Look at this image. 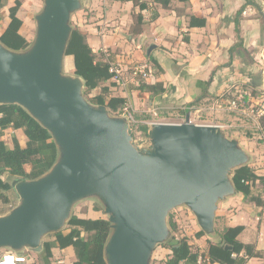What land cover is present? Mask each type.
Returning a JSON list of instances; mask_svg holds the SVG:
<instances>
[{"label": "water", "instance_id": "water-1", "mask_svg": "<svg viewBox=\"0 0 264 264\" xmlns=\"http://www.w3.org/2000/svg\"><path fill=\"white\" fill-rule=\"evenodd\" d=\"M82 0H43L23 49L0 40V105L22 107L56 147L47 171L11 181L17 201L0 213V250L41 252L75 205L95 199L108 216L105 264H150L173 238L168 215L185 207L215 236L218 203L237 193L234 170L251 156L222 126L151 122L135 138L128 117L84 96L85 80L64 70L72 16ZM153 48L147 49V54Z\"/></svg>", "mask_w": 264, "mask_h": 264}, {"label": "crops", "instance_id": "crops-1", "mask_svg": "<svg viewBox=\"0 0 264 264\" xmlns=\"http://www.w3.org/2000/svg\"><path fill=\"white\" fill-rule=\"evenodd\" d=\"M254 1L248 0L246 3L245 0H171L168 8L156 6L158 16L155 19L150 18V10L141 11L144 22L140 32L132 34L129 31L126 40L119 32L121 26L118 21L124 17L128 18L130 13L132 18V13L139 11L131 1L88 0L85 4L82 2L85 5L82 12L90 8V11H93L92 18L98 20L96 24L99 26L94 27L93 24L86 23L84 25L81 18L74 19V16L71 23L73 22V27L86 36L93 52L98 55L97 58H104L102 49L108 48L109 59L120 65L126 77L124 85L115 83L111 89L116 91L119 88V96L126 98V107L123 111L128 109L139 115L140 121L148 126L154 119H148L147 113L156 115L159 109L165 112V109L177 107L184 112L190 103L195 102L188 108L192 117V112L196 113L202 108L208 109V102L207 104L203 102L208 101L209 97L229 93L233 90L234 82L244 81V78H241L243 76L240 66L242 55L240 56L237 51L234 55L231 48L235 41L234 31L238 32L236 22L237 27L239 26V20L235 17L239 15L242 18L241 28L244 27L243 23L250 21L251 15L256 13ZM191 15L205 18V24L189 26L188 21ZM98 16L104 19L99 20ZM128 19L127 29L129 30L133 21ZM252 20L254 26V19ZM111 24L113 29H109L107 34L105 30ZM151 45L153 48L147 54V49ZM123 53L131 54L132 59H124ZM136 61L146 62L152 69L153 76L147 80H132L127 68ZM143 81L149 84L160 83L165 91L155 93L139 89L138 85ZM260 111L262 110L259 109L258 112ZM124 112L127 113V111ZM262 133L264 135V131ZM260 145L261 152L257 162L253 161L254 156L248 149L243 147L251 156L248 165L264 178L262 141ZM255 184L261 187L259 197L264 199V181L257 180ZM218 224L221 230L229 226L242 225L244 228L238 235V239L243 243L254 244L260 253L258 256L247 259L245 264H264V206L256 205L248 200V197L236 193L218 203L215 227ZM164 251L166 256L170 252L168 248Z\"/></svg>", "mask_w": 264, "mask_h": 264}, {"label": "trees", "instance_id": "trees-1", "mask_svg": "<svg viewBox=\"0 0 264 264\" xmlns=\"http://www.w3.org/2000/svg\"><path fill=\"white\" fill-rule=\"evenodd\" d=\"M131 1L138 12L132 13V24L130 32L137 34L141 30L144 22L143 10H150V18L155 19L158 16L157 7L168 8L171 0H114ZM184 1V0H180ZM6 0H0V19L2 17V8ZM22 5V0H13V4L8 7V22L0 34V40L11 49H23L29 42L20 33L22 20L18 16V10ZM154 6V7H153ZM134 23V24H133ZM205 18L191 15L189 17V26H203ZM238 23L236 22V29ZM67 56L73 60L74 73L85 80L84 95H88L92 90L99 88L100 92L88 99L97 104H105L110 112L116 114L123 111L126 107V98L119 95H110V89L115 85L109 72L110 60L97 58L92 47L86 40V36L77 28H74L66 51ZM139 89L162 93L165 91L162 84H149L140 82ZM192 102L188 105H193ZM186 108L184 112H188ZM258 122L262 131H264V112L259 115ZM21 129L26 137L25 143L21 145L16 137L12 139V145L9 146L3 140H0V201L9 203L10 197L6 191L11 190V181L4 179L3 174L11 178H35L49 169L56 157V147L46 129L41 127L22 107L16 104L0 105V136L4 130ZM139 133L146 131L144 124L137 125L134 128ZM25 164H30L31 168L27 172ZM232 180L237 193L248 197V200L256 205L264 206V199L258 195L252 194V189L256 181L263 182L264 178L255 172L251 166L244 165L234 170ZM245 181L252 182L251 184ZM176 219H169L170 228L176 230ZM67 231L52 234L53 240H45L41 251L42 264H50L52 248L61 249L72 247L75 254V260L72 264H105L102 250L109 232L108 218L77 217L72 215L67 225ZM242 225L229 226L217 232V240L208 239L207 247L202 252L194 250L185 237L177 238L174 236L170 242L163 244L170 252L167 254L164 264H196L200 255L205 263L218 264H245L247 259L258 256L260 253L255 245L243 243L238 239V235L243 230ZM197 236L205 235L198 230Z\"/></svg>", "mask_w": 264, "mask_h": 264}, {"label": "rangeland", "instance_id": "rangeland-1", "mask_svg": "<svg viewBox=\"0 0 264 264\" xmlns=\"http://www.w3.org/2000/svg\"><path fill=\"white\" fill-rule=\"evenodd\" d=\"M87 1L88 0H83L82 2L85 4L87 3ZM247 1L248 0H245L246 3ZM254 3V5H256V13H253V15H251V18H249L250 21L248 20L249 23L247 21L243 23L244 27L241 28L240 21L242 20V18H240L239 15H236L235 19L239 20V26L238 32L236 30L234 31L235 41L234 45L231 48L234 55L236 51L240 54V56L242 55V62H240V66L242 68L243 76L241 78H244V81L239 80L234 82V85L232 87L233 90L229 93L225 92L222 96H215L211 98L209 97L208 101L203 102L206 104L208 102V109L202 108L196 113L191 111L192 117L190 118L194 120L192 121L194 123L201 122L222 125L228 136H237L239 138L242 146L248 149V151L254 156L253 161L257 162V158L259 157V154L261 152V137L263 136L258 122V110L264 109V0H255ZM12 4L13 0H6L5 6L1 10L2 17L0 19V34L9 20L8 7ZM42 4L43 0H22V5L18 10V16L22 20L20 33L28 40V42H30L34 37V15L39 11ZM84 4L80 10L73 14V16L75 17L74 19L79 17L83 20L82 22L84 25L85 23L93 24L94 27H96L98 25L96 24L98 20H94L92 18L93 11H90L91 9L89 8L85 9V12H82L85 6ZM98 17L99 20L104 19V17ZM128 18L132 19L131 13L129 14ZM128 18L124 17L118 21V24L121 26L119 32L122 38L125 40L128 39V34L130 31V29H127L129 20ZM252 19H254V26L252 25ZM109 29H113L112 24L110 26H107V30L105 31L107 32ZM107 34H109V32H107ZM95 56L97 57L98 55ZM123 58L127 60L132 59L131 54L128 53H123ZM114 60L116 59L114 58ZM64 70L68 73H74L73 60L71 56H66L64 60ZM244 91L246 93H243ZM99 92L100 89L96 88L92 90L87 96H84L86 98H89ZM119 92V88L116 91L114 89H110V95H119ZM240 94L245 96L244 101L246 100V102H240L238 107L231 108L229 102L232 100H237V97ZM159 110L156 115L152 113H150L151 115H148L147 113V116H149L148 119H154L153 122H183L186 115V112H183V110L179 107L167 110L165 109V112L162 111V109ZM124 111H127V113L129 111L132 115L134 120L131 121L130 124L133 129L135 138H139L142 133H139L134 128L137 125L143 124L140 121L141 118L139 117V115L132 113L128 109ZM13 137H16L22 145L25 143L23 141H25L26 137L23 135L22 131H16L12 128L4 130L3 135L0 136V140H3L9 146H11ZM250 142H252V145H250ZM24 168L28 172L31 168V165L25 164ZM3 178L9 181L13 180V178L8 176L7 174H3ZM260 190L261 187L258 184H254L252 190L253 196H259L261 194ZM5 193H7L10 197V202L3 203L0 201V213L8 210L17 201V195L13 188L9 191H6ZM72 215L83 218H87L88 216L108 218V216L103 212V207L95 199H86L77 203L73 209ZM173 218L177 220L176 230H172L173 237H185L194 250L202 252L207 247L208 238H211L212 240H217L218 238V235H203L198 237L196 232L199 230V227L196 224L193 215L189 213L185 207L170 212L168 215V222L169 219L172 220ZM215 228L217 232L221 231V226L219 224ZM62 230L67 231L68 228L64 227ZM53 239L54 236L52 234H47L44 237V241ZM164 249L167 248L164 247L163 244L156 247L151 256L150 264H164V261L166 259ZM3 251L4 249L0 250V254ZM26 251L30 255V258H32L33 260L32 264H42L41 252L37 253L31 250ZM58 258L64 259L67 264H72L76 257L72 247H69L65 250L54 247L52 248L50 264Z\"/></svg>", "mask_w": 264, "mask_h": 264}, {"label": "built area", "instance_id": "built-area-1", "mask_svg": "<svg viewBox=\"0 0 264 264\" xmlns=\"http://www.w3.org/2000/svg\"><path fill=\"white\" fill-rule=\"evenodd\" d=\"M102 52L104 54V58L105 59H109L110 57V52L107 48H103ZM109 72L112 74L111 79L119 85H124L126 82V77L123 75V69L120 67V65L118 63H115L113 61L110 60L109 62ZM127 72H129L130 78L132 80H147L149 78H151L153 75V71L150 68V66L144 62V61H136L134 63H132L130 65V67L127 68ZM246 93V92H243ZM245 96H243L242 94L238 95L237 100H232L229 102L230 107L231 108H236L239 106V103H244L246 102V100L244 101ZM125 114L129 121H133V117L130 113H126L124 111L120 112ZM263 113V110L258 112V114ZM190 121H194L191 120ZM198 124H208V123H201V122H195ZM221 126V125H220ZM261 140L264 144V135L261 137ZM245 183L251 184L252 182L250 181H245ZM183 207H179L176 209H181ZM175 209V210H176ZM173 210V211H175ZM187 211L189 212V210L187 209ZM190 213V212H189ZM33 260L32 258H30V255L28 254V252L26 250L20 251V252H15V251H11V250H5L0 254V264H32ZM51 264H67L66 261L62 258H58L57 260L53 261ZM196 264H205L203 258L199 255L198 259H197V263Z\"/></svg>", "mask_w": 264, "mask_h": 264}]
</instances>
